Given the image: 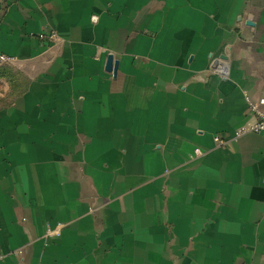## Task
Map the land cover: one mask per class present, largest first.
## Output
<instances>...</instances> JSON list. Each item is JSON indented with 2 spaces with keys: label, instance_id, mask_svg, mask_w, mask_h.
<instances>
[{
  "label": "crops",
  "instance_id": "crops-1",
  "mask_svg": "<svg viewBox=\"0 0 264 264\" xmlns=\"http://www.w3.org/2000/svg\"><path fill=\"white\" fill-rule=\"evenodd\" d=\"M0 50V264H264V0H0Z\"/></svg>",
  "mask_w": 264,
  "mask_h": 264
},
{
  "label": "built area",
  "instance_id": "built-area-1",
  "mask_svg": "<svg viewBox=\"0 0 264 264\" xmlns=\"http://www.w3.org/2000/svg\"><path fill=\"white\" fill-rule=\"evenodd\" d=\"M58 33L54 29L43 31L39 34V36L43 39L47 38L49 40H54L57 37ZM7 63H16L19 69H23L26 67L25 62H22L20 58L17 56H11L2 50H0V69ZM250 110L255 114V119L250 124H245L240 126L234 134V138H237L243 134L249 132H264V97H261L257 101H253L249 99ZM218 144H225L228 140L223 139L220 136L215 137ZM197 152H201L200 148H196ZM47 235L49 236H57L61 233V224L56 227L48 226Z\"/></svg>",
  "mask_w": 264,
  "mask_h": 264
},
{
  "label": "water",
  "instance_id": "water-1",
  "mask_svg": "<svg viewBox=\"0 0 264 264\" xmlns=\"http://www.w3.org/2000/svg\"><path fill=\"white\" fill-rule=\"evenodd\" d=\"M118 60L114 58V54L109 53L106 61V69L116 73L118 70Z\"/></svg>",
  "mask_w": 264,
  "mask_h": 264
}]
</instances>
